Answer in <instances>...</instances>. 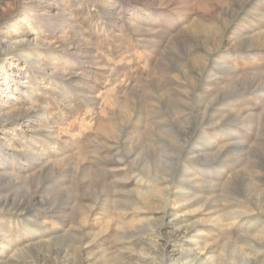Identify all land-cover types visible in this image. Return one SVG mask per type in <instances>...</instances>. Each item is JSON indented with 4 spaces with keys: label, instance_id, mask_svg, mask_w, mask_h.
Instances as JSON below:
<instances>
[{
    "label": "rangeland",
    "instance_id": "1",
    "mask_svg": "<svg viewBox=\"0 0 264 264\" xmlns=\"http://www.w3.org/2000/svg\"><path fill=\"white\" fill-rule=\"evenodd\" d=\"M0 264H264V0H0Z\"/></svg>",
    "mask_w": 264,
    "mask_h": 264
}]
</instances>
